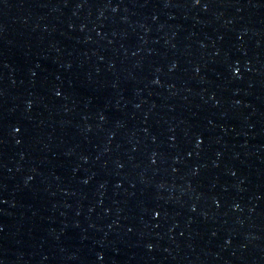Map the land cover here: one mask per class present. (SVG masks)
Segmentation results:
<instances>
[{"label": "water", "instance_id": "obj_1", "mask_svg": "<svg viewBox=\"0 0 264 264\" xmlns=\"http://www.w3.org/2000/svg\"><path fill=\"white\" fill-rule=\"evenodd\" d=\"M0 264H264V0H0Z\"/></svg>", "mask_w": 264, "mask_h": 264}]
</instances>
